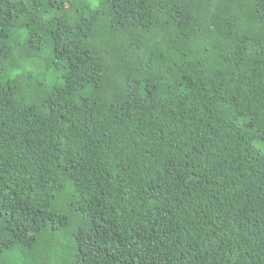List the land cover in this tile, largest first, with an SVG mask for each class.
Wrapping results in <instances>:
<instances>
[{"label": "trees", "instance_id": "obj_1", "mask_svg": "<svg viewBox=\"0 0 264 264\" xmlns=\"http://www.w3.org/2000/svg\"><path fill=\"white\" fill-rule=\"evenodd\" d=\"M0 264H264V0H0Z\"/></svg>", "mask_w": 264, "mask_h": 264}]
</instances>
